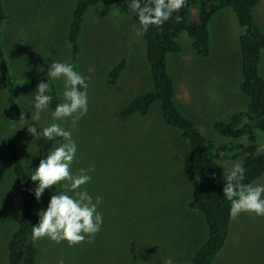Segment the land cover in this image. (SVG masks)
I'll return each mask as SVG.
<instances>
[{"label": "rangeland", "instance_id": "1", "mask_svg": "<svg viewBox=\"0 0 264 264\" xmlns=\"http://www.w3.org/2000/svg\"><path fill=\"white\" fill-rule=\"evenodd\" d=\"M78 1L2 0L8 17L2 28V47L10 80L18 90L32 79H46L51 61L72 63L68 36ZM254 16L264 32V0ZM138 29L139 24L126 16L115 0H102L85 16L77 65L89 85L88 113L72 129L78 144L72 171L94 169L86 188L94 199L102 198L99 211L104 222L92 243L69 247L48 238L37 240L38 264H58L61 260L63 264H163L167 258L175 264H190L207 241L204 215L184 210L199 185L189 164V142L180 130L161 120L159 103L148 116H120L131 99L152 90L145 32L137 36ZM209 30L208 58L196 55L188 33L179 39L182 52L168 57L175 101L207 139L218 145H236L235 140L219 134L214 124L229 122L249 104L238 90L243 29L233 9L226 8L212 18ZM124 57L126 69L118 82L110 85L108 73ZM261 74L264 76V51ZM4 82L0 72V264H8V244L21 216L8 138L16 141L27 163L36 159L38 143L27 133V125L23 127L24 121L8 119ZM53 83L58 94L63 91V81ZM35 90L17 97L24 118L30 122ZM52 122L49 109L42 113L38 125L43 128ZM64 126L69 127V122ZM256 135L257 144L264 142L263 131H256ZM234 161L244 162L243 158L222 159L220 164L227 172ZM256 183L264 184V177ZM46 193H55V187ZM214 264H264V218L244 213L235 219L227 248Z\"/></svg>", "mask_w": 264, "mask_h": 264}, {"label": "trees", "instance_id": "2", "mask_svg": "<svg viewBox=\"0 0 264 264\" xmlns=\"http://www.w3.org/2000/svg\"><path fill=\"white\" fill-rule=\"evenodd\" d=\"M101 1L79 0L74 12L68 42L73 55L72 64L78 71L77 57L80 53L82 25L88 10ZM115 1L127 16L138 23L128 0ZM259 4L260 0H187L185 7L174 14L182 17L181 22L177 23L175 19H171L162 27L150 26L144 34V40L152 77V90L135 96L120 112L123 119L145 117L150 113L152 106L159 103L161 120L167 127L180 130L182 137L189 142V164L199 180L197 194L190 201L189 208L204 215L209 230L207 241L195 253L190 264H214L230 234L233 219L228 214L229 202L223 196L226 171L220 161L243 158L246 182L254 183L264 177V154H257L256 135L258 129L264 132V76L261 74L264 32L254 16V10ZM226 8L233 9L238 24L243 29L240 38L242 57L240 91L249 99V104L245 111L233 114L229 122H215L214 128L222 136L235 140L236 145H218L215 141L207 139L200 133L196 124L180 112L175 101V84L168 66V57L182 52L179 38L183 33H188L191 38L196 55L208 58L211 55L209 24L215 15ZM194 13L196 19L193 18ZM7 18L3 2L0 0V72L5 80L2 87H6L7 90V117L14 122H23L18 95L30 92L39 82H46V79H32L20 90L11 82L2 47V28ZM126 65L127 58L124 57L109 71L107 82L110 85L118 82ZM48 94L53 96L51 110L59 102L58 91L51 81ZM8 141L9 156L21 197L20 223L8 244V264H38L39 249L37 240L32 238V226L38 223V213L46 209L50 196L54 193L47 195L46 189L37 202L30 194L35 187L30 176L40 159L59 142V138L55 142L39 139L37 157L32 163L22 159L18 144L12 137H9Z\"/></svg>", "mask_w": 264, "mask_h": 264}, {"label": "clouds", "instance_id": "3", "mask_svg": "<svg viewBox=\"0 0 264 264\" xmlns=\"http://www.w3.org/2000/svg\"><path fill=\"white\" fill-rule=\"evenodd\" d=\"M186 3L187 0H143V3L142 0H128L139 24L136 35L142 36L150 26L162 27L171 19L181 22L182 17L174 14ZM49 81H63V91L59 93V102L51 109L53 122L41 128L38 122L42 113L49 111L53 101V96L48 94ZM88 87L87 78L75 65L51 61L47 67L46 82H39L32 94L31 122L35 126L22 115L23 127L27 125V133L33 138L32 141L41 138L52 142L59 138L60 141L40 159L30 176L35 184L30 194L37 202L46 189L55 187L46 209L38 213V223L32 226L34 240L48 238L57 244L66 242L69 247L83 242L92 243L103 225L104 217L99 211L102 198L96 196L94 199L86 188L92 180L90 173L94 169L72 171L78 153L72 129L88 113ZM65 122H69V127L64 126ZM257 133H260L259 129ZM257 154H264V142L258 144ZM246 179V169L242 163L232 162L224 177L222 190L230 205L228 214L233 220L244 213L264 218V184L246 182ZM58 264H63V261H58ZM163 264H175V261L167 258Z\"/></svg>", "mask_w": 264, "mask_h": 264}, {"label": "crops", "instance_id": "4", "mask_svg": "<svg viewBox=\"0 0 264 264\" xmlns=\"http://www.w3.org/2000/svg\"><path fill=\"white\" fill-rule=\"evenodd\" d=\"M125 14V13H124ZM126 15V14H125ZM127 16V15H126ZM129 17V16H128ZM133 20V19H132ZM180 39V38H179ZM168 66H169V64H168ZM238 90H239V92H241L240 91V85H239V87H238ZM259 181V180H258ZM258 181H256V182H258ZM256 182H254V183H256ZM189 203H190V201L186 204V206L184 207V210H185V212L186 213H188V208H189ZM190 209V208H189ZM193 218V221H194V224L195 225H199V221H198V219H196V218H194V217H192ZM234 221L235 220H232V224H231V228H230V234H229V236H228V239H227V241H226V244H225V246H224V248L222 249V251H221V253L219 254V255H221L222 253H223V251H225L226 250V248H227V244H228V242H229V240H230V237H231V234H232V229H233V225H234ZM198 228H199V226H197ZM199 231H200V228H199ZM202 233V232H201ZM235 248V247H234ZM218 258V257H217Z\"/></svg>", "mask_w": 264, "mask_h": 264}]
</instances>
